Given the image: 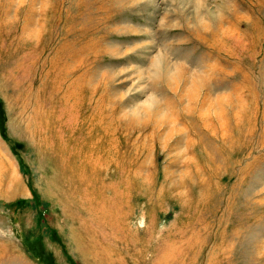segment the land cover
<instances>
[{
    "label": "rangeland",
    "instance_id": "obj_1",
    "mask_svg": "<svg viewBox=\"0 0 264 264\" xmlns=\"http://www.w3.org/2000/svg\"><path fill=\"white\" fill-rule=\"evenodd\" d=\"M0 264H264V0H0Z\"/></svg>",
    "mask_w": 264,
    "mask_h": 264
}]
</instances>
